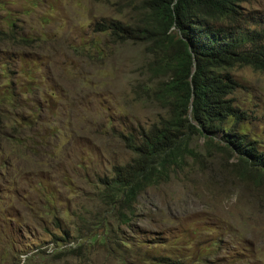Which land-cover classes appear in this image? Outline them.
Wrapping results in <instances>:
<instances>
[{
	"label": "rangeland",
	"instance_id": "rangeland-1",
	"mask_svg": "<svg viewBox=\"0 0 264 264\" xmlns=\"http://www.w3.org/2000/svg\"><path fill=\"white\" fill-rule=\"evenodd\" d=\"M135 5L0 0V264H264V187L240 180L236 160L206 151L201 135L199 162L145 189L131 225L98 234L79 219L93 220L99 179L133 157L128 137L167 115L150 97L159 81L146 45L95 30L130 24ZM241 7L264 20V0ZM231 73L249 114L241 126L264 147V70ZM12 81L31 91L6 96Z\"/></svg>",
	"mask_w": 264,
	"mask_h": 264
},
{
	"label": "trees",
	"instance_id": "trees-1",
	"mask_svg": "<svg viewBox=\"0 0 264 264\" xmlns=\"http://www.w3.org/2000/svg\"><path fill=\"white\" fill-rule=\"evenodd\" d=\"M134 9L139 17L130 24L111 20L95 30L146 45L152 57L147 71L159 81L150 97L167 115L139 138L128 137L133 157L113 166L111 177L99 179L93 220L78 215L85 229L98 234L131 225L138 196L167 177L172 166L181 167L189 158L199 162L201 155L191 146L195 135L206 138L209 153L234 158L240 180L264 187V147L241 126L249 114L235 99L241 85L231 73L236 66L264 70V20L244 13L241 0H137ZM22 43L29 51L34 47V42ZM17 88L31 91L30 85L12 81L6 96L14 97ZM64 234L54 238L70 237Z\"/></svg>",
	"mask_w": 264,
	"mask_h": 264
}]
</instances>
